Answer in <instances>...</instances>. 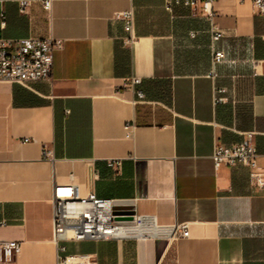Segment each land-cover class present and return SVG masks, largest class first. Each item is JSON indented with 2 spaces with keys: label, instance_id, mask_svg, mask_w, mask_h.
I'll list each match as a JSON object with an SVG mask.
<instances>
[{
  "label": "crops",
  "instance_id": "obj_1",
  "mask_svg": "<svg viewBox=\"0 0 264 264\" xmlns=\"http://www.w3.org/2000/svg\"><path fill=\"white\" fill-rule=\"evenodd\" d=\"M203 1L56 0L48 13L43 0H0V37L61 42L51 81L0 82V242L21 245L0 264H57L53 194L65 184L130 202L147 233L64 242L79 261L264 264V189L249 168L212 160L216 144L252 134L264 167V16L252 0H214L213 42ZM129 10L132 33L116 18ZM180 225L189 235L172 238Z\"/></svg>",
  "mask_w": 264,
  "mask_h": 264
},
{
  "label": "built area",
  "instance_id": "obj_2",
  "mask_svg": "<svg viewBox=\"0 0 264 264\" xmlns=\"http://www.w3.org/2000/svg\"><path fill=\"white\" fill-rule=\"evenodd\" d=\"M56 0H43V8L49 13ZM183 2L185 6L196 8L199 0H175ZM214 0H204L201 4V14L210 22V33L213 42L224 35L214 23ZM253 13L264 16V0H252ZM122 19L127 32L132 33L134 27V13L132 10L116 14ZM4 23V22H3ZM61 42L52 38H22L7 39L0 37V82H11L26 85L32 81H51L54 51ZM224 52L214 50L213 63H221ZM216 75L215 72L212 73ZM141 79L134 77L131 85L137 86ZM137 100H144V93L136 89ZM225 89L216 88L215 103L226 101ZM132 125H125L127 135ZM24 141H29L25 139ZM43 157L53 159V152L43 148ZM257 150L252 141V134H248L236 144H216L212 160L215 170L223 166L242 165L249 168L251 186L264 189V167L256 162ZM108 166L116 173L122 169L121 159L108 160ZM139 225L133 205L130 202L98 198L91 192L80 196L73 184L55 185L53 194V240L57 245V264H90L89 261H79L75 256L67 253L64 245L66 241H107L131 238L124 233V229ZM189 230L186 225L174 229L172 238L187 237ZM18 242H0V258L11 262L20 252Z\"/></svg>",
  "mask_w": 264,
  "mask_h": 264
},
{
  "label": "bare ground",
  "instance_id": "obj_3",
  "mask_svg": "<svg viewBox=\"0 0 264 264\" xmlns=\"http://www.w3.org/2000/svg\"><path fill=\"white\" fill-rule=\"evenodd\" d=\"M141 226L140 224L137 226H132L124 229V233L127 234L130 237H136L138 238L139 236H143V230L139 228ZM146 233V232H144ZM147 234V233H146Z\"/></svg>",
  "mask_w": 264,
  "mask_h": 264
}]
</instances>
